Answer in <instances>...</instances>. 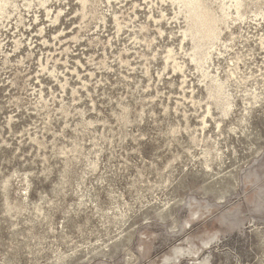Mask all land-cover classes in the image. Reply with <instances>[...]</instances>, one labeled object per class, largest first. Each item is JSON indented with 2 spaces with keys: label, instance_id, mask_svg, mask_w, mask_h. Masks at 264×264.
I'll return each mask as SVG.
<instances>
[{
  "label": "rangeland",
  "instance_id": "rangeland-1",
  "mask_svg": "<svg viewBox=\"0 0 264 264\" xmlns=\"http://www.w3.org/2000/svg\"><path fill=\"white\" fill-rule=\"evenodd\" d=\"M25 1L0 20V264H264V0H205L227 48L196 63L185 40L184 84V7Z\"/></svg>",
  "mask_w": 264,
  "mask_h": 264
},
{
  "label": "bare ground",
  "instance_id": "bare-ground-1",
  "mask_svg": "<svg viewBox=\"0 0 264 264\" xmlns=\"http://www.w3.org/2000/svg\"><path fill=\"white\" fill-rule=\"evenodd\" d=\"M84 1V0H83ZM163 2L164 0H160ZM234 2V7L238 9L241 0H231ZM48 0H39V4L44 6L47 16L50 14V9L47 8L45 5L47 4ZM171 4L177 7V10L174 12V17H168L164 12L161 11L160 17L156 18L153 15H150L149 18L153 19L154 22L159 21V19H171L177 21L178 15L181 13V7L186 9L185 14V21L186 27L181 29L179 26L178 32L181 36L180 42L178 45L179 51L177 52V48L174 50V47H168L166 50V54L164 56L165 61L171 63V68L175 72L182 73V83L186 82V75L184 74V69L186 67L185 61L183 59L185 55H187V51L185 49V40L189 39L192 42L191 47V54H188L191 61L198 63L200 61L199 55H203L204 58L207 60L210 59L211 50L221 51L218 48V45H221V48H227V45L222 42L221 44L218 43L220 41L217 40L218 35L220 33L219 28V20H223V22H227L228 19H231V14L229 12V6L224 8V4L219 5L221 10L223 11V15L221 18L215 15L213 8L209 7L206 4L205 0H168ZM31 0H26L23 5L29 7L31 5ZM8 6L17 7L18 4L16 0H0V20L4 17L5 14H9ZM60 13H62V9L59 8L57 12L52 15L53 21H57ZM238 15V14H237ZM115 22L118 27V30L122 28L121 22L119 21L116 14H114ZM146 25H140V30L146 29ZM158 33H162V29L157 27ZM173 36L174 33L171 32ZM217 40V41H216ZM149 45V41L146 42ZM16 47H18L21 42L16 41ZM180 58V59H179ZM209 77V97H213L216 99L222 100V108L220 109L221 118L216 119L213 115L210 102L206 106V110L204 114L200 116V124L201 129L204 130L207 127L209 120H213L215 122V127L220 130L224 118L228 117L230 112L233 110V100L231 99L232 94L225 90L226 86L223 81L217 76V74H206ZM200 83V82H199ZM258 83V81H257ZM184 89V88H183ZM246 95L249 96L250 99L253 100L254 103H259L263 97V90H259L258 88L255 89H246L244 90ZM194 93V92H193ZM200 103V100H198ZM249 107L252 105L251 101H247ZM251 108V107H250ZM247 114L249 113L250 109H245ZM233 131V128H230Z\"/></svg>",
  "mask_w": 264,
  "mask_h": 264
}]
</instances>
